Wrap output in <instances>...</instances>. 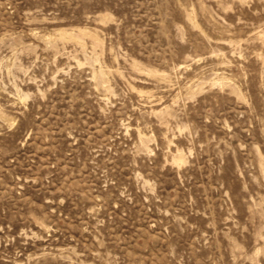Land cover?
I'll return each mask as SVG.
<instances>
[{"label":"rangeland","instance_id":"374dc122","mask_svg":"<svg viewBox=\"0 0 264 264\" xmlns=\"http://www.w3.org/2000/svg\"><path fill=\"white\" fill-rule=\"evenodd\" d=\"M0 264H264V0H0Z\"/></svg>","mask_w":264,"mask_h":264}]
</instances>
